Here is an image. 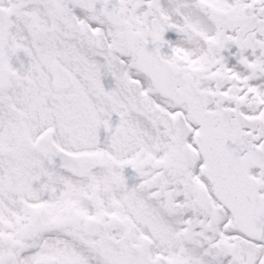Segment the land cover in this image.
Segmentation results:
<instances>
[{
  "label": "snow or ice",
  "instance_id": "1",
  "mask_svg": "<svg viewBox=\"0 0 264 264\" xmlns=\"http://www.w3.org/2000/svg\"><path fill=\"white\" fill-rule=\"evenodd\" d=\"M0 264H264V0H0Z\"/></svg>",
  "mask_w": 264,
  "mask_h": 264
}]
</instances>
